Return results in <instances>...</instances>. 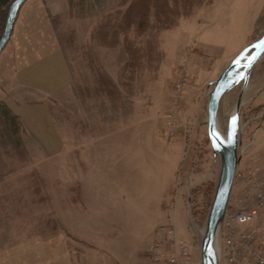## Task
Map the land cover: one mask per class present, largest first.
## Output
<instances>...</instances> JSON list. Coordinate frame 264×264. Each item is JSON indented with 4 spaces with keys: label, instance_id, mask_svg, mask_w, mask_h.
Wrapping results in <instances>:
<instances>
[{
    "label": "rangeland",
    "instance_id": "obj_1",
    "mask_svg": "<svg viewBox=\"0 0 264 264\" xmlns=\"http://www.w3.org/2000/svg\"><path fill=\"white\" fill-rule=\"evenodd\" d=\"M83 1L46 0L74 74L72 88L53 100L52 112L75 149L89 145L92 151L99 135L115 147L101 159L79 152L36 168L21 132L16 146L0 131V250H67L71 264H151V246L166 245L174 229L201 264L221 173L208 135L211 93L223 71L264 34V0H188V10L184 0L178 6L170 0L180 16L161 31L152 30L157 18L151 8L144 34L130 27L131 39L143 42L146 53L131 78L121 71L123 46H105L94 34L101 16L120 0L102 6L93 0L92 13H82ZM149 40L156 53L144 43ZM89 50L119 90L120 102L105 97L108 108L97 107L95 95L75 90L92 78ZM241 89L239 84L220 101L217 126L224 137ZM240 113L239 155L246 163L263 159L264 59L253 71ZM244 192L235 186L229 210L249 203ZM218 242L220 247V236Z\"/></svg>",
    "mask_w": 264,
    "mask_h": 264
},
{
    "label": "crops",
    "instance_id": "obj_2",
    "mask_svg": "<svg viewBox=\"0 0 264 264\" xmlns=\"http://www.w3.org/2000/svg\"><path fill=\"white\" fill-rule=\"evenodd\" d=\"M256 41H252L251 45ZM263 59L264 54L252 70L249 86L253 71ZM73 84V70L58 40L50 6L46 0H27L19 10L9 42L0 53V102L21 122V141L36 168L47 160L53 162L63 156L66 159L79 157V152L81 158H87L86 153H90L89 157L95 155L101 159L115 147L107 135H99L94 141L98 147L90 145L92 151H88L89 145L75 149L70 145L74 139L63 136L52 112L53 100L71 89ZM252 87L258 88L259 85L253 83ZM107 141L106 144H99ZM242 158L239 169L264 166V158L253 157L249 163H246L247 160L243 162ZM142 161L146 167L149 166L145 158ZM241 162L243 165L240 167ZM245 164L249 168H243ZM262 176L259 175L258 179ZM244 191L245 194L249 193L247 189ZM58 251L0 250V264H71L70 253L67 250ZM47 252L50 257H45Z\"/></svg>",
    "mask_w": 264,
    "mask_h": 264
},
{
    "label": "trees",
    "instance_id": "obj_3",
    "mask_svg": "<svg viewBox=\"0 0 264 264\" xmlns=\"http://www.w3.org/2000/svg\"><path fill=\"white\" fill-rule=\"evenodd\" d=\"M71 1V0H70ZM99 6L104 5L106 0H95ZM120 0L119 6L113 11H109L101 16L100 23L95 28L94 34L103 45L109 47H116L117 45L123 46V69L124 73L128 74L129 77L137 75L139 67L142 65V61L145 60L146 53L145 49H141L140 45L143 42L132 40L130 27L134 26V30L137 34L140 32L144 34L146 28L149 26L151 14V8L156 9L155 23H151L152 30L161 31L165 28L173 27L179 18V14L176 10L171 9L170 0ZM185 1V8L187 9V1ZM12 3L11 0H0V37L3 32L7 11ZM128 3V4H127ZM177 6L179 0H173ZM95 3L93 0H84L80 6L82 13L97 12ZM126 5V6H125ZM125 9H122L123 7ZM181 14V13H180ZM122 37V43L120 38ZM148 45V50L151 53L157 52V46L153 41L144 42ZM90 54L87 58L91 60L90 66L92 65V78L91 80L85 81L82 86L75 85V90L80 94H92L95 95L97 101L100 103L97 107L102 106L108 108L105 97L111 99L112 96L116 97V101L120 102L119 90L116 86L115 81L110 77L108 73H105L99 61L94 57L92 50H89ZM93 60V61H92ZM95 60V61H94ZM112 107V104H111ZM109 107L111 110L112 108ZM0 131L3 132V136L9 141L8 144H16L21 146L19 133L23 132V127L18 117L14 115L9 108L0 102Z\"/></svg>",
    "mask_w": 264,
    "mask_h": 264
},
{
    "label": "water",
    "instance_id": "obj_4",
    "mask_svg": "<svg viewBox=\"0 0 264 264\" xmlns=\"http://www.w3.org/2000/svg\"><path fill=\"white\" fill-rule=\"evenodd\" d=\"M27 0H13L10 4L0 37V53L11 38L13 28L21 6ZM264 54V34L253 45L246 48L226 68L217 80L208 107V135L214 151L221 158V173L215 199L210 212L208 224L201 245L202 264H218L216 254V238L219 224L224 218L232 193L235 173L240 162L239 147L241 145L240 112L244 96L249 86L250 76L258 60ZM242 84L235 112L232 115L228 134L224 137L217 126V112L224 94Z\"/></svg>",
    "mask_w": 264,
    "mask_h": 264
},
{
    "label": "built area",
    "instance_id": "obj_5",
    "mask_svg": "<svg viewBox=\"0 0 264 264\" xmlns=\"http://www.w3.org/2000/svg\"><path fill=\"white\" fill-rule=\"evenodd\" d=\"M259 175H263L261 179ZM237 184L248 190L249 203L226 209L218 228L219 264H264V169L258 165L249 170L238 168L233 191ZM166 241L164 246H151V264H195L188 243L174 229L169 230Z\"/></svg>",
    "mask_w": 264,
    "mask_h": 264
},
{
    "label": "bare ground",
    "instance_id": "obj_6",
    "mask_svg": "<svg viewBox=\"0 0 264 264\" xmlns=\"http://www.w3.org/2000/svg\"><path fill=\"white\" fill-rule=\"evenodd\" d=\"M259 40V39H258ZM218 128V127H217ZM219 130V129H218ZM218 234H217V238H216V249L218 250L219 249V244H218Z\"/></svg>",
    "mask_w": 264,
    "mask_h": 264
}]
</instances>
